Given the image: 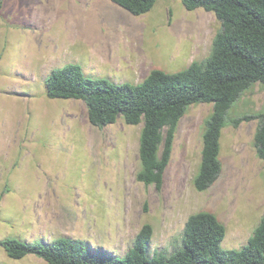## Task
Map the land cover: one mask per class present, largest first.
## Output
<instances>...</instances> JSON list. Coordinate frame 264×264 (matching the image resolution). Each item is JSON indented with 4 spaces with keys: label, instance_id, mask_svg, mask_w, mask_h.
I'll return each instance as SVG.
<instances>
[{
    "label": "rangeland",
    "instance_id": "1",
    "mask_svg": "<svg viewBox=\"0 0 264 264\" xmlns=\"http://www.w3.org/2000/svg\"><path fill=\"white\" fill-rule=\"evenodd\" d=\"M221 21L158 0L136 15L112 0H0V241L67 236L123 256L146 223L151 255L182 246L188 217L214 212L227 228L225 248L242 247L264 213V161L254 136L264 84L254 83L229 112L221 138L222 172L205 191L194 178L213 104L190 105L181 119L164 184L136 178L143 123L120 116L93 125L87 105L47 95L46 77L78 63L87 77L140 83L153 69L180 71L210 55ZM0 264H48L36 255Z\"/></svg>",
    "mask_w": 264,
    "mask_h": 264
},
{
    "label": "trees",
    "instance_id": "2",
    "mask_svg": "<svg viewBox=\"0 0 264 264\" xmlns=\"http://www.w3.org/2000/svg\"><path fill=\"white\" fill-rule=\"evenodd\" d=\"M133 14L150 11L158 0H112ZM194 10L213 11L221 21L210 55L183 70L153 69L140 83L113 82L87 77L78 63L54 68L46 78L51 98H73L87 105L89 121L104 127L122 116L132 125L143 123L140 134L141 168L136 178L161 189L170 164L181 119L194 103L213 104L203 134L201 162L194 178L198 191L208 190L219 178L221 138L229 112L254 83L264 84V0H182ZM259 118L254 136L264 161V109L234 120ZM153 226L146 223L123 256L97 251L83 239L61 236L51 242L7 237L0 241L6 253L20 259L36 255L48 264H264V213L247 242L225 248L227 228L212 211L191 214L183 231L182 246L166 254L149 252Z\"/></svg>",
    "mask_w": 264,
    "mask_h": 264
},
{
    "label": "crops",
    "instance_id": "3",
    "mask_svg": "<svg viewBox=\"0 0 264 264\" xmlns=\"http://www.w3.org/2000/svg\"><path fill=\"white\" fill-rule=\"evenodd\" d=\"M48 76V75H47ZM47 78V77H46ZM46 80V79H45Z\"/></svg>",
    "mask_w": 264,
    "mask_h": 264
}]
</instances>
